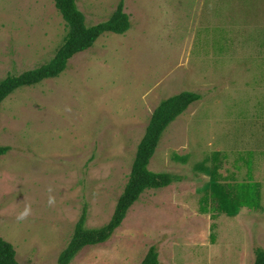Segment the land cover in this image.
<instances>
[{
    "label": "rangeland",
    "instance_id": "374dc122",
    "mask_svg": "<svg viewBox=\"0 0 264 264\" xmlns=\"http://www.w3.org/2000/svg\"><path fill=\"white\" fill-rule=\"evenodd\" d=\"M131 26L104 33L57 77L0 104V237L20 264H56L84 206L106 224L164 99L202 98L165 130L147 189L104 243L70 264H253L264 247V0H77L88 25L120 2ZM67 28L53 0H0V81L49 62ZM220 195L240 200L232 214Z\"/></svg>",
    "mask_w": 264,
    "mask_h": 264
},
{
    "label": "trees",
    "instance_id": "16d2710c",
    "mask_svg": "<svg viewBox=\"0 0 264 264\" xmlns=\"http://www.w3.org/2000/svg\"><path fill=\"white\" fill-rule=\"evenodd\" d=\"M56 8L65 21L67 32L62 44L52 59L41 66L26 70L20 74L6 76L0 81V104L16 89L40 83L44 79L59 76L68 66L69 60L77 53L91 48L107 32L124 34L131 26L130 16L124 11L121 1L111 16L97 24L88 25L84 13L79 9L77 0H53ZM201 94L194 91H183L162 100L154 109L143 138L138 144L128 181L119 196L110 220L101 227L87 228V207L77 221L73 236L60 253L56 264H70L75 255L84 247L104 243L111 238L121 226L130 207L147 189H159L182 177L169 172H153L149 169L150 161L168 126L184 113L190 105L199 101ZM10 150L9 146L0 145V157ZM216 194L221 196V207L232 214L241 203L230 199L228 194L220 195L223 188L215 180H210ZM253 264H264V247L255 251ZM0 264H20L14 246L0 237ZM140 264H161L159 253L151 246Z\"/></svg>",
    "mask_w": 264,
    "mask_h": 264
}]
</instances>
